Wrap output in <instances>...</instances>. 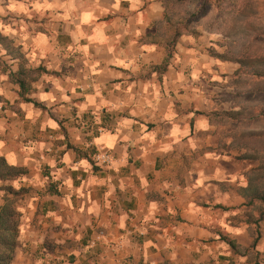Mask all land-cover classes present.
<instances>
[{
  "label": "clouds",
  "instance_id": "clouds-1",
  "mask_svg": "<svg viewBox=\"0 0 264 264\" xmlns=\"http://www.w3.org/2000/svg\"><path fill=\"white\" fill-rule=\"evenodd\" d=\"M5 207L0 264H264V0H0Z\"/></svg>",
  "mask_w": 264,
  "mask_h": 264
},
{
  "label": "trees",
  "instance_id": "trees-1",
  "mask_svg": "<svg viewBox=\"0 0 264 264\" xmlns=\"http://www.w3.org/2000/svg\"><path fill=\"white\" fill-rule=\"evenodd\" d=\"M13 210L5 207L0 209V228L10 230L14 228V222L12 221ZM255 243V242H254ZM221 260H224L225 257H220Z\"/></svg>",
  "mask_w": 264,
  "mask_h": 264
},
{
  "label": "crops",
  "instance_id": "crops-1",
  "mask_svg": "<svg viewBox=\"0 0 264 264\" xmlns=\"http://www.w3.org/2000/svg\"><path fill=\"white\" fill-rule=\"evenodd\" d=\"M220 257H225L224 255H221ZM219 257V259L221 260V258Z\"/></svg>",
  "mask_w": 264,
  "mask_h": 264
}]
</instances>
